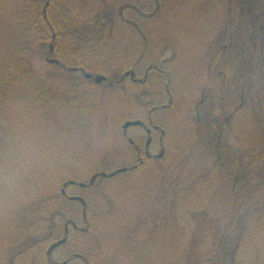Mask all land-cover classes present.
Masks as SVG:
<instances>
[{"label":"rangeland","instance_id":"374dc122","mask_svg":"<svg viewBox=\"0 0 264 264\" xmlns=\"http://www.w3.org/2000/svg\"><path fill=\"white\" fill-rule=\"evenodd\" d=\"M43 2L31 0L27 14L25 50L37 85L30 74L23 83L35 95H15L0 114V180L19 184L0 183V246L10 253L20 239L59 229L14 264H48L65 220L83 227L82 205L62 203L63 185L132 168L138 156L123 125L147 122L164 105L151 118L166 135L165 157L90 188L69 187V196L86 200L90 229L72 230L53 261L80 254L88 264H264V0H57L47 10L54 43L41 23ZM73 4L91 15L83 26ZM22 7L23 0H0L2 66L22 51ZM226 47L229 62L221 57ZM61 56L94 75L132 71L145 83L97 86L47 61ZM153 65L167 73L149 72ZM214 66L230 72L228 80L210 85L204 76ZM56 94L78 99L75 107L55 108ZM152 136L157 154L159 133ZM128 137L145 151L142 128Z\"/></svg>","mask_w":264,"mask_h":264},{"label":"trees","instance_id":"16d2710c","mask_svg":"<svg viewBox=\"0 0 264 264\" xmlns=\"http://www.w3.org/2000/svg\"><path fill=\"white\" fill-rule=\"evenodd\" d=\"M45 2H47V0H43ZM50 5L53 7L54 4L56 3L57 0H48ZM31 3V0H23V7L21 8V12H20V16L22 17V19L20 20V22L22 23L23 27L22 30L24 29V33L22 34V37L20 36L18 39V45H19V49H21V52H18V54L16 55V58L12 61V67L9 66H2L0 64V114H2V110L3 109V104L4 102L8 101V99H12L15 95L20 96V94H31V96L35 93L33 92H27L25 89V85H24V81L25 79H27V76H25L23 74V72H28L31 70L30 68V63L33 60L32 57L29 56V52H26L25 49H27V47H31L30 44H28V41L31 39V32H30V28L29 27V21H28V11H29V5ZM75 4L71 5V8L73 9V12L76 16V19L74 20L75 24L78 26H83L84 22L86 20H88V18H90V16H87L88 14H81V10L79 9V6H74ZM41 23L43 24V26L46 29V32H50L53 35H55V40L59 37L54 31H53V27L50 24L49 20L47 18H45L44 14H41ZM27 29V35H26V29ZM70 29V28H69ZM76 31L78 29H75ZM73 31V30H72ZM75 31V32H76ZM79 32V31H77ZM71 30H69V32H67L66 34H71ZM53 41V39H52ZM15 46L17 47V44L15 43ZM62 57V56H61ZM74 57H76L74 55ZM60 59V58H59ZM63 59V57H62ZM64 61V59H63ZM28 64V67H27ZM122 75L123 73H114L112 75H104L107 79V81H113L112 83L117 84L121 79H122ZM30 76H28L29 78ZM125 82H123L124 84ZM37 85V84H36ZM133 85V84H132ZM13 87H17L20 92H16L14 93V91H10L13 90L15 88ZM24 91V92H23ZM44 91V89L42 90V92ZM45 95V94H44ZM78 99L75 98V102ZM1 126V125H0ZM2 136V132H1V127H0V137ZM3 163H0V168H3ZM5 165V164H4ZM6 178V179H5ZM5 178L0 180V183L5 185L8 188V185H12L13 189L18 187V183L15 182L13 179L14 177H11L12 179H8V177L6 176ZM2 189L4 187H1ZM4 188V189H7ZM63 204L67 203L66 201H62ZM61 205V207H64V205ZM66 205V204H65ZM89 226H90V222H89ZM58 226H52L49 229V232L46 233L45 236L41 237L40 240H38V238H34L36 239L34 242L31 241H26L24 239H20L19 242H17V245L15 246V248H10L13 251L8 253L7 250L2 244V246H0V264H7L9 261L11 262V264L13 263L15 258H18V256L25 254L26 252H28L30 249H32L33 247L37 246L35 243H46L48 242L47 239L51 240V238L53 237L54 233H56V231H58ZM33 240V239H32ZM14 254V255H13ZM8 256V261L5 260V258ZM9 262V263H10ZM15 262V261H14ZM14 264V263H13Z\"/></svg>","mask_w":264,"mask_h":264},{"label":"flooded vegetation","instance_id":"af4514ba","mask_svg":"<svg viewBox=\"0 0 264 264\" xmlns=\"http://www.w3.org/2000/svg\"><path fill=\"white\" fill-rule=\"evenodd\" d=\"M244 5L245 2H244ZM249 6L247 8V11H244L243 12V15H249ZM230 26H233V24H231ZM233 29V28H232ZM231 30V29H230ZM222 58L223 57H226L228 60V62L231 60V56L229 55L228 53V47H226V50H223L222 51ZM76 58V57H74ZM57 63H55V65L61 69V71H65L67 69L66 72H68L69 74L71 75H79V76H82L83 78H85V74H87V70H86V67L84 65H81V64H78V65H72V66H68L66 64H64V61L62 59H57ZM216 62V61H214ZM149 72H156V73H160V74H165L167 73L165 71V69H161L159 66H151L149 68ZM23 74L26 76V75H29L31 76V72L29 71L28 72H23ZM230 74V72L226 73V72H223L221 71V73L218 71V68L216 66L213 67V70L211 72H209L208 74H206L204 76V78L206 79H209L210 81V85L214 84L215 81L218 79V77H221L222 78H226L228 80V75ZM146 77V76H145ZM86 79V78H85ZM128 78H125L124 81H126ZM130 80V79H129ZM31 81V82H30ZM29 82L32 84V86H36L37 83L33 82V78L32 76L29 77ZM88 82L92 83V79H90ZM132 82L134 83H138L137 81H133ZM206 93V91L204 92ZM53 95V94H52ZM57 96L54 97L52 96L53 100H51V105H54L55 108H73L75 107V98L74 97H65L63 98L62 100H60L58 98V94H56ZM205 95V94H204ZM60 101V102H59ZM207 103L206 99L202 98V100L200 101V103L197 105L196 107V114L198 116V118L201 117V107H203L205 104ZM171 104V102H170ZM211 106L213 107V104H211ZM169 107V105H164L162 108L160 107H154L149 113H148V116H147V122H144V126H141L140 128H142L147 136H148V140L151 139V144L149 147H147V145L145 146V151L143 152L136 144L135 142H131V139H129L128 137V131H127V134H124L123 132V137L128 140V142L133 146V148L135 149L136 153H137V156H138V162L132 167V168H129L128 171H131V172H135V171H138L145 163V159L146 160H161L165 157V153H166V150H167V139H166V135L165 133L163 132L162 133V130L160 129V127L154 125V122L152 121V118H151V114L156 112V111H159V110H166L167 108ZM212 122V121H211ZM148 131H151L150 134H148ZM154 132H157L159 133V140H158V145H159V151L157 154H154V152L152 151V146H153V133ZM202 138V137H201ZM161 156V158H160ZM98 176L101 175V173H97ZM76 184V183H74ZM72 181L70 182H66L64 185H63V188L60 192V198L62 200H68L69 199V195L67 193V190H68V187L69 186H72L74 185ZM89 186H87L86 188H88ZM83 208V220H84V227H81L78 225V231L75 232V233H86L88 232V228H89V220H88V217H84V211L87 212V208L84 209V207L82 206ZM73 223H74V220L72 218H68L67 220H65V224H64V234H63V237L61 240H65L66 239V242L65 244L63 245H66L68 244L69 242V239H70V234H71V231L75 230L74 229V226H73ZM49 241V239H47ZM36 245L38 243H35ZM59 249V248H58ZM57 249H55L54 251H56ZM53 251V252H54ZM47 255V260H48V264H73L75 261H79L81 264H88V260L83 256V255H80V254H74L73 256L67 258L65 261H63L62 263H56L53 261L52 259V255H49L48 256V253L46 254ZM21 256V255H20ZM18 256V257H20ZM5 260L8 261V257L5 258ZM17 258L14 259V261H16ZM13 261V263H14ZM10 262V261H9ZM7 263V264H11L10 263ZM12 263V264H13Z\"/></svg>","mask_w":264,"mask_h":264},{"label":"water","instance_id":"95a60500","mask_svg":"<svg viewBox=\"0 0 264 264\" xmlns=\"http://www.w3.org/2000/svg\"><path fill=\"white\" fill-rule=\"evenodd\" d=\"M54 38H55V36H54ZM52 49H53V46L51 47V51H52ZM49 62H50V63H55L56 61H55V60H51V61H49ZM129 76L132 78V80H135V74H134L133 72H129V73H126V74H125V77H129ZM85 77H86L87 79H91V78H92V75H91V74H86ZM105 81H106V78H105L104 76H102V75H97V76H95V77L93 78V82H94L95 84H103V83H105ZM142 125H144V124H143V122H141V121L127 122V123L123 126V130H124V132H126V131H127L129 128H131V127H139V126H142ZM148 133H150V131H148ZM150 143H151V140L148 141V143H147V147H149ZM160 157H161V156H160ZM127 171H128L127 169H119V170L115 171L114 173H112V174H110V175H107L106 173H102L101 176L104 177V178H108V177L113 178V177H115V176H117V175H119V174L126 173ZM97 178H98V175H95V176L92 178L90 185H93V184L95 183V181H96ZM81 186H82V187H85V185H81ZM70 200H71V201H79V202H81L84 206H86V202H85V200L82 199V198L72 197V198H70ZM84 215H86V214H84ZM74 228H77V225H76V224H74ZM65 242H66V240H63V241H60V242H58V243L53 244V245L50 247L49 251H48V255H51V253H52L56 248L60 247V246L63 245Z\"/></svg>","mask_w":264,"mask_h":264}]
</instances>
